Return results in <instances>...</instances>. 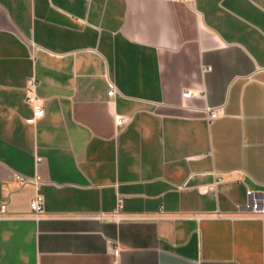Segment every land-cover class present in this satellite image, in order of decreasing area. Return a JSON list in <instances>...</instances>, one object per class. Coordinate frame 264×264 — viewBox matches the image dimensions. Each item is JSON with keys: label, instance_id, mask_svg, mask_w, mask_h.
I'll use <instances>...</instances> for the list:
<instances>
[{"label": "crops", "instance_id": "1", "mask_svg": "<svg viewBox=\"0 0 264 264\" xmlns=\"http://www.w3.org/2000/svg\"><path fill=\"white\" fill-rule=\"evenodd\" d=\"M15 174L41 177L42 219ZM247 189L264 190V0H0V264H264V219L235 217Z\"/></svg>", "mask_w": 264, "mask_h": 264}, {"label": "built area", "instance_id": "2", "mask_svg": "<svg viewBox=\"0 0 264 264\" xmlns=\"http://www.w3.org/2000/svg\"><path fill=\"white\" fill-rule=\"evenodd\" d=\"M211 66H206L205 70H210ZM117 86L114 83H110L108 95L113 97L117 92ZM26 92V100L33 106V115L28 117L26 121L30 124H36L37 121L43 118L46 114V105L45 99L42 98L38 93V82L35 77H31L26 85L25 88ZM195 89L188 88L183 93L185 98H190L191 96L198 94ZM210 113L208 118L210 120H214L215 118L220 116V110L218 107H210L208 108ZM127 117L124 115H117L116 116V124L118 126L125 125L127 123ZM40 160L38 159V162ZM15 179L21 182L22 184H33L36 193L35 196L32 198L30 207L31 210L28 213V216L35 219L40 220L44 217L45 211V196L41 191L42 186V179L39 175L34 177H28L21 174H15ZM222 181V178L219 179ZM124 203L122 200L119 201L117 205V209L114 215L116 220H123L128 219V216L123 215ZM12 214L8 211L7 204L1 203L0 204V219L11 217ZM235 217L237 218H247V219H264V190H255V189H247L246 191V201L242 204L237 212L235 213ZM115 255H118L120 252V247L116 246L112 249Z\"/></svg>", "mask_w": 264, "mask_h": 264}]
</instances>
